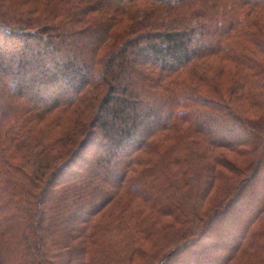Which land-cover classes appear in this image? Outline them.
I'll list each match as a JSON object with an SVG mask.
<instances>
[{
    "label": "trees",
    "instance_id": "16d2710c",
    "mask_svg": "<svg viewBox=\"0 0 264 264\" xmlns=\"http://www.w3.org/2000/svg\"><path fill=\"white\" fill-rule=\"evenodd\" d=\"M138 1L0 0V264H264V0Z\"/></svg>",
    "mask_w": 264,
    "mask_h": 264
},
{
    "label": "rangeland",
    "instance_id": "374dc122",
    "mask_svg": "<svg viewBox=\"0 0 264 264\" xmlns=\"http://www.w3.org/2000/svg\"><path fill=\"white\" fill-rule=\"evenodd\" d=\"M204 1L202 0L201 2H198V1H194V2H192V3H190L185 9L187 10V11H189V10H191V12L192 11H194V8H196V6H198L199 4H201L202 5V3H203ZM150 4H151V2H149V1H145V0H143L142 2L141 1H138V2H136V3H134V4H132L130 7V9H129V12H128V14H131V15H136V13H140V9L141 10H144V9H148V8H150V9H153V10H157V12L158 11H160V12H166V9H159V8H156L155 9V6H150ZM121 11V10H120ZM120 11H119V9H113L112 10V13L111 14H118V13H120ZM183 12H184V10H183ZM121 14V13H120ZM138 15V14H137ZM139 16V15H138ZM130 17V16H129ZM129 17H127V16H124V15H119V19H120V22H119V27L120 26H124L127 22H129ZM134 17V16H133ZM135 18V20H136V17H134ZM103 19H105V17L103 18ZM128 24V23H127ZM135 24V23H134ZM4 43L0 40V52H2L3 51V53L5 54V55H7V54H10L11 53V50L9 49V50H6V51H4L5 50V48H4ZM7 48H10L9 46L7 47ZM6 48V49H7ZM8 52V53H7ZM222 64L221 63H219L217 60H214V61H211L209 64H208V66L210 67V68H212V70H214V68H217V67H219V66H221ZM224 65V64H223ZM229 67H231V66H229ZM228 67V68H229ZM244 108H241V110H242V113H244V114H246V115H248V116H252V115H254L253 114V112L252 111H250V110H247V108L245 109V110H243ZM222 153H225V154H227V152H222ZM227 155H229V154H227Z\"/></svg>",
    "mask_w": 264,
    "mask_h": 264
}]
</instances>
